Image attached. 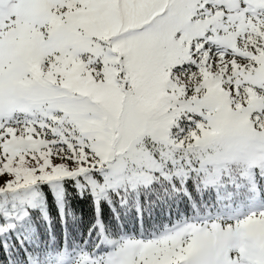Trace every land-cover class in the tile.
I'll list each match as a JSON object with an SVG mask.
<instances>
[{"label":"snow or ice","instance_id":"1","mask_svg":"<svg viewBox=\"0 0 264 264\" xmlns=\"http://www.w3.org/2000/svg\"><path fill=\"white\" fill-rule=\"evenodd\" d=\"M65 185L137 211L25 247ZM9 234L17 264H264V0H0Z\"/></svg>","mask_w":264,"mask_h":264},{"label":"trees","instance_id":"2","mask_svg":"<svg viewBox=\"0 0 264 264\" xmlns=\"http://www.w3.org/2000/svg\"><path fill=\"white\" fill-rule=\"evenodd\" d=\"M156 193H141L139 202L143 208L145 198H147L148 210L143 212L146 218L151 219L156 216L164 220L165 205L156 200ZM195 195V193H193ZM43 213L38 208L35 210V220L31 228L23 235L24 246L31 247L35 243H52L57 239H66L73 243L78 239H87L89 233L96 232L100 224L104 229H110L115 216L122 218L134 216L137 209L130 202L128 205H120L116 201L111 204L102 199L99 203V213L96 214L94 201L89 194L81 195L75 188L65 185L62 197L57 202L50 189L44 192ZM155 201L153 204L152 202ZM46 215L47 219L44 218ZM99 216V217H98ZM98 222V223H97ZM7 245L9 251L5 255V248L0 245V264H17V257L14 254L13 246L16 245V236L11 235ZM9 257L11 260L9 261Z\"/></svg>","mask_w":264,"mask_h":264},{"label":"rangeland","instance_id":"3","mask_svg":"<svg viewBox=\"0 0 264 264\" xmlns=\"http://www.w3.org/2000/svg\"><path fill=\"white\" fill-rule=\"evenodd\" d=\"M50 189V191H51V193L53 194V196L55 197V199H56V201L58 202L59 201V199L62 197V195H63V193L60 195V196H58L57 195V193H56V191L54 190V189H51V188H49ZM78 193H80V192H78ZM81 195H83V194H89L90 196H92L90 193H88V192H83V193H80ZM93 198V197H92ZM100 200H102V199H99V200H97V201H94L95 202V208H96V212H97V214H98V209H99V203H100ZM98 226H101L100 224L98 225ZM95 233V232H94Z\"/></svg>","mask_w":264,"mask_h":264}]
</instances>
